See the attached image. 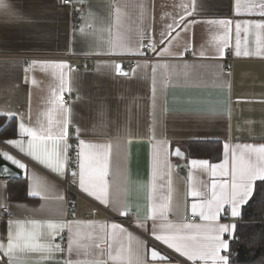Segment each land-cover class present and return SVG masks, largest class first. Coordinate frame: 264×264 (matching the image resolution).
<instances>
[{
	"label": "crops",
	"instance_id": "0c3cea01",
	"mask_svg": "<svg viewBox=\"0 0 264 264\" xmlns=\"http://www.w3.org/2000/svg\"><path fill=\"white\" fill-rule=\"evenodd\" d=\"M74 1L83 8L75 26H71L69 8L58 0H7L8 9H0V150L4 148L27 165V172L19 169L26 185L25 199H9L8 180L0 178V241L7 244L10 221L13 226L20 221L23 233L32 231L31 221H75L82 247L69 252V233L65 229L53 241L62 252L45 258L46 253L17 250L12 257L14 264H66L69 260L73 264H137L138 257L145 264H204L180 256L137 225L146 223L151 228L153 223H165L160 219L145 221V217L152 213L154 204L163 203V197L169 195V183L173 211L168 213V221L176 225L207 223L192 214L191 204L203 198L192 197L190 191H202L210 198L213 182L220 184L231 178L219 172L213 176L190 161L220 164L225 159V144L229 148L264 145V54H257L258 48H264V29L255 27L264 23V17L247 14L244 7L258 0H240V15L235 13V0H196V10L191 15L184 12L182 5L192 0ZM220 20L230 21L227 32L224 25L209 23ZM237 22L245 25L239 40L241 49L252 53L250 56L235 55ZM168 25L173 27L168 29ZM185 25L190 27L184 30ZM165 30L167 35L162 38L160 34ZM225 37L229 41L225 51L230 50L232 58L227 73L223 70L226 56L219 58L216 53ZM150 42H155L156 52H146L142 47L140 51L145 55L131 54L127 49L122 55L99 54L118 43L134 52L137 44ZM165 48L167 53L157 55ZM202 51L204 56L199 54ZM83 57L95 58L86 71L80 70ZM130 57L136 58L133 65ZM118 62L128 71L127 77L105 67ZM61 63L65 65L62 69L51 66ZM138 64L149 67L137 68ZM155 64H168L169 68L157 69L155 74L154 106L150 66ZM27 65L29 69L25 70ZM67 95L71 98L65 104ZM20 116L27 126L38 132L51 129L54 136L66 119V140L68 144L73 141L75 162L79 140L110 145V193L122 199L130 214L119 215L93 197H86L78 188V176L75 185L73 177L69 179L73 191L67 193L60 183L67 174L61 178L3 144L8 139H28L18 134ZM160 142L166 143L157 174L154 145ZM192 142L219 144L215 149L218 159L190 156ZM175 147L184 153L182 158L173 156ZM99 163L89 171L90 175L97 174ZM184 167L189 170L183 171ZM227 168L230 172V156ZM33 173L39 182L49 186L50 199L28 195L34 184ZM67 203L73 209L71 220L65 219ZM4 206L15 215L13 220L4 219ZM110 216L127 219L130 224ZM240 216L221 213L219 223L236 226ZM113 223L127 229L131 237L119 233L113 237L112 229L105 228ZM38 230L45 233L38 242L45 243L46 230ZM224 238L230 240L231 250L230 236L226 234ZM152 245L169 259L151 261ZM0 261L9 264L7 256L0 255Z\"/></svg>",
	"mask_w": 264,
	"mask_h": 264
},
{
	"label": "snow or ice",
	"instance_id": "6c2138e0",
	"mask_svg": "<svg viewBox=\"0 0 264 264\" xmlns=\"http://www.w3.org/2000/svg\"><path fill=\"white\" fill-rule=\"evenodd\" d=\"M7 0H0V9H8ZM184 12L191 15L196 10V0H192L189 5H182ZM235 13L240 15V0H235L233 5ZM247 14H259L264 17V0H258V2H251L244 5ZM182 20V18H181ZM174 23H176L174 21ZM209 23H217L224 25L225 31L230 25V21H209ZM173 25H168L167 28L171 29ZM190 25H185L184 30ZM242 25L237 22L235 25L237 41L235 48V55L240 57L241 55L247 57L252 53L241 49L240 45V32ZM255 27L264 29V23L256 24ZM161 37L167 35V30L161 32ZM150 39V38H149ZM229 46L227 37L223 39V43L216 48V53L219 58H223L227 55L225 49ZM143 45L137 44L136 50L132 52L131 48L123 44L112 45L107 49H104L102 55H122L125 54V50L135 55H145L143 51H140ZM150 47L153 52H156L155 42H150ZM168 52L165 48L157 55H163ZM204 56L202 51L199 53ZM257 54H264V48H258ZM180 55H183L181 53ZM35 66V62L34 65ZM49 65H42L47 67ZM55 68H64V64L51 65ZM106 68L110 67L115 70L121 76L127 77L128 72L123 71L120 64L105 65ZM149 67V65L138 64L137 68ZM153 73V104L156 103V79L155 74L157 69H168V64H155L150 66ZM189 67L185 65V68ZM135 72V69L133 70ZM63 107V105H61ZM67 111V109H65ZM67 120L62 121V129L57 135H53L51 129H41L39 132L32 127H29L24 122V117L20 116V122L18 124V134L20 137H28L25 141L21 139H8L2 143L9 148L15 149L20 155L26 156L33 161H36L43 167L47 168L53 174L63 178L67 174V165L69 160L70 145L66 140ZM80 148L76 151V163L78 165V173L72 171L73 184L77 182L78 176V188L86 195V197H93L100 204L106 208L118 213L119 215H129L128 206L123 203L119 196L113 197L110 193V186L107 180L109 175L107 170V156L110 152V145H94L85 144V141H78ZM166 142H160L154 145V149L157 157V174L159 173L161 163V151L164 148ZM224 161L220 164H210L207 160H192L190 164L192 166H199L206 171H210L213 176L217 172L221 176H229L230 181L222 180L220 184L213 182L210 198L205 196V193L196 189L190 191L189 195L192 197H202L200 203H192L191 211L194 216H199L205 224L185 223L183 225L173 224L168 221V213L173 211L171 207V185L169 183V195L163 197V203L158 205L154 204L152 207V213L145 217V221H156L160 219L165 221L160 225L153 223L151 228L146 223L138 224L137 227L143 228L148 231L156 241H160L169 249H173L177 254L187 258L189 261H203L204 264H232L230 240L225 239L227 234L231 240H235V225H228L219 223L221 213L230 214L231 217L237 218L241 215L240 209L248 203V201L255 195L256 187L255 182L260 181L264 185V145H238L235 148H229L227 144L224 145ZM87 150V151H86ZM174 155L181 157V152L176 149ZM231 158V171H228V159ZM87 160V167H86ZM99 161L98 172L96 175H90L89 171L93 170ZM166 165V161H165ZM20 169L27 172V165L22 159L17 156L9 154L8 151L0 150V173L5 175L10 174L12 168ZM32 179L33 185H30L28 195L31 197H42L44 199H50L47 195L49 186L39 182L36 179L35 173H33ZM35 190H31L32 188ZM56 199L63 200V196H57ZM228 206V207H226ZM32 231L23 233L19 229L23 227L20 221H16L13 226V222H9V232L7 236V244L0 241V255L7 256L9 264H14L12 259L15 251H30V252H42L46 253L48 258L54 252H62L63 249L59 244L53 243L57 236L67 229L69 236V252L74 249L82 247L79 243L80 233L75 229L78 227L75 221H47L41 223L40 221H31ZM110 227L112 229V235L115 237L119 234H131L127 232V229L123 228L119 224L105 225V228ZM15 228L16 230H13ZM38 229L46 230V242L39 243V239L45 233ZM140 246L144 245L143 241H138ZM225 253V254H222ZM151 257L153 260L157 258L164 260L165 257L155 249L151 250ZM117 257H113L116 259ZM2 264V261H0ZM66 264H73L71 260ZM79 264V262H77ZM96 264H103V262L97 261ZM137 264H145L143 259L137 258Z\"/></svg>",
	"mask_w": 264,
	"mask_h": 264
},
{
	"label": "trees",
	"instance_id": "16d2710c",
	"mask_svg": "<svg viewBox=\"0 0 264 264\" xmlns=\"http://www.w3.org/2000/svg\"><path fill=\"white\" fill-rule=\"evenodd\" d=\"M218 147L219 144L213 142H192L188 154L215 161L218 159L215 150ZM255 187V195L242 207L236 225V239L231 242L232 264H264V185L259 181ZM8 197L26 198V185L21 178L8 180Z\"/></svg>",
	"mask_w": 264,
	"mask_h": 264
},
{
	"label": "built area",
	"instance_id": "2783aa9c",
	"mask_svg": "<svg viewBox=\"0 0 264 264\" xmlns=\"http://www.w3.org/2000/svg\"><path fill=\"white\" fill-rule=\"evenodd\" d=\"M59 4L63 7H67L70 10V23L71 26H75V24L77 23L79 17L81 16V14L83 13V8L80 5H77L75 3L74 0H58ZM143 50L146 52H150L151 51V47L149 44H145L143 46ZM230 54V50H227V55L224 59V71L225 72H229L231 69V64H232V58L229 56ZM146 57V56H145ZM147 59H151V56H147ZM72 58H69L68 60L71 61ZM83 64L80 68V70L86 71L94 62L95 58H91V57H83ZM129 60L131 61V65L134 64L136 58H129ZM28 64V62H27ZM29 69V65L25 66V70ZM74 70H78L77 68H74ZM71 96L67 95L64 99L63 102L65 104L69 103ZM70 150H69V160L70 162L67 165V178L64 181H60V183L64 186L65 191L68 193L69 191H73V186L71 184V182H69V179L72 177L71 172L72 171H77L78 170V165L77 163L74 161V144L72 141L69 142ZM183 171H187L189 170L188 168H182ZM67 198V197H66ZM67 200V199H66ZM1 213L3 214L4 219L6 220H13L15 218V215L9 210L8 207L4 206L1 209ZM112 220H116L125 224H130V222L127 219H123V218H118V217H114V216H110ZM73 217V209L72 207L67 203V214L65 219L66 220H71ZM195 218H191V220H194ZM232 253V251H231Z\"/></svg>",
	"mask_w": 264,
	"mask_h": 264
},
{
	"label": "water",
	"instance_id": "95a60500",
	"mask_svg": "<svg viewBox=\"0 0 264 264\" xmlns=\"http://www.w3.org/2000/svg\"><path fill=\"white\" fill-rule=\"evenodd\" d=\"M118 64H120L121 67H122V69H123L122 63L121 62H118ZM123 71L128 72L125 69H123ZM116 74H118V73H116ZM176 149H179V148L178 147H175L173 149V153L172 154H173L174 157H177V156L174 155V152H175ZM180 152L182 154L180 158H182L184 156V153L181 150H180ZM21 176H22V172L19 169H16L14 167L12 168V171H11L10 174L5 175L4 173H0V178L1 179H6V180L20 179ZM153 249H155L156 251L160 252L165 257V259L164 260H161V259L157 258L156 260H153L152 257H151V250H153ZM149 259L151 261H167L169 259V256L165 252H163L161 249H159L156 246L152 245L151 247H149Z\"/></svg>",
	"mask_w": 264,
	"mask_h": 264
},
{
	"label": "rangeland",
	"instance_id": "374dc122",
	"mask_svg": "<svg viewBox=\"0 0 264 264\" xmlns=\"http://www.w3.org/2000/svg\"><path fill=\"white\" fill-rule=\"evenodd\" d=\"M223 70H224V67H223ZM225 72V71H224ZM225 73H227V72H225ZM64 103V102H63ZM68 104V103H67ZM70 142V141H69ZM73 142V141H72ZM3 150H4V148H3Z\"/></svg>",
	"mask_w": 264,
	"mask_h": 264
}]
</instances>
